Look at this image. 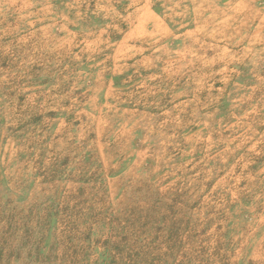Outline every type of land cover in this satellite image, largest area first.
<instances>
[{
    "label": "rangeland",
    "instance_id": "obj_1",
    "mask_svg": "<svg viewBox=\"0 0 264 264\" xmlns=\"http://www.w3.org/2000/svg\"><path fill=\"white\" fill-rule=\"evenodd\" d=\"M0 264H264V0H0Z\"/></svg>",
    "mask_w": 264,
    "mask_h": 264
}]
</instances>
